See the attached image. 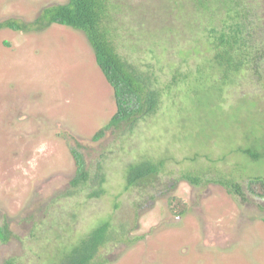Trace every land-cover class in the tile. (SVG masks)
<instances>
[{
	"label": "rangeland",
	"instance_id": "obj_1",
	"mask_svg": "<svg viewBox=\"0 0 264 264\" xmlns=\"http://www.w3.org/2000/svg\"><path fill=\"white\" fill-rule=\"evenodd\" d=\"M66 2L0 0V23L31 22L43 7ZM144 5L138 13L149 6ZM141 55L158 70L155 60ZM247 75L224 88L223 101L217 80L206 79L201 88L210 91L200 94L201 105L211 107L210 113L197 107V95L184 94L180 107L178 99L172 105L165 97L158 114L142 120L132 134L107 130L95 140L116 106L85 35L61 25L43 32L1 29L0 227L8 225L12 236L6 244L0 241V264L38 263L28 249L35 227L63 229L66 220L71 232L82 235L104 219L117 226L115 238L122 239L106 249L105 264H264V199L246 188L249 179L264 176V158L255 162L236 151L264 149V111L257 101H264V85ZM75 140L87 167L101 166L105 173L100 198L62 195L75 176ZM141 157L165 161L160 182L149 192H125L126 166ZM183 174L199 182L180 179ZM224 177L241 184L244 196L213 181ZM172 196L188 207L181 217L169 210ZM72 212H81L75 222Z\"/></svg>",
	"mask_w": 264,
	"mask_h": 264
},
{
	"label": "trees",
	"instance_id": "obj_2",
	"mask_svg": "<svg viewBox=\"0 0 264 264\" xmlns=\"http://www.w3.org/2000/svg\"><path fill=\"white\" fill-rule=\"evenodd\" d=\"M144 2L148 8L138 13L142 6L145 8ZM152 5L159 9L153 10ZM52 25L71 27L85 35L97 66L112 88L116 112L95 140L103 138L107 130L118 136L132 134L142 120L158 114L166 99L172 105L179 100V107L184 94L201 99V93L210 91L202 89L208 77L220 84L221 101L226 99L224 88L244 73L249 74L250 81L264 85V0H68L43 7L31 22L14 18L1 22L0 30L43 32ZM142 53L156 61L157 71L145 64ZM177 88L182 91L180 95L175 93ZM199 101V109L212 112L207 104L201 105L202 99ZM257 101L264 111L263 99ZM73 143L75 176L62 195L75 197L87 192L88 198H100L105 194V173L101 166L87 167L81 145L76 140ZM236 151L255 162L264 158V149L263 153L256 147ZM126 168L125 192H149L160 182L165 161L141 157ZM180 179L199 182L192 174H183ZM213 181L233 195L244 196L242 185L232 179ZM246 188L251 196L264 199V176L249 179ZM168 207L177 217L188 210L177 196L169 197ZM80 215L72 212L70 219L75 222ZM61 221L64 219L60 217ZM64 222L63 229L52 224L48 230L35 227L32 231L28 249L37 264H105L106 249L122 241L115 238L117 226L114 229L110 219L97 221L82 235L71 232L69 221ZM54 229L60 232L52 235L49 230ZM11 236L8 225L0 227L3 244ZM46 253L52 257L47 258ZM4 264L19 262L8 259Z\"/></svg>",
	"mask_w": 264,
	"mask_h": 264
}]
</instances>
